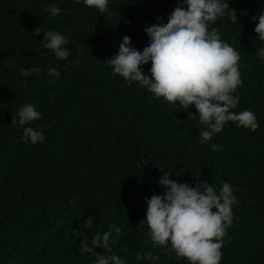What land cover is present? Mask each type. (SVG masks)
I'll use <instances>...</instances> for the list:
<instances>
[{
  "label": "trees",
  "instance_id": "trees-1",
  "mask_svg": "<svg viewBox=\"0 0 264 264\" xmlns=\"http://www.w3.org/2000/svg\"><path fill=\"white\" fill-rule=\"evenodd\" d=\"M179 0H109L101 14L74 0H0V264H94L96 255L120 256L125 264L151 253L156 264H189L171 247H153L146 224V199L162 194V171L181 183L194 176L217 190L234 188L233 222L226 229L220 264H264V47L254 31L264 0H224L230 10L210 28L240 55L242 84L234 112L251 110L259 127L250 131L227 122L208 143H200L195 107L157 99L137 82L113 75L105 62L122 37L142 51L145 27L167 22ZM51 5L61 12L52 17ZM43 31L35 35V29ZM44 31L66 35V60L44 44ZM39 67L22 77L21 70ZM49 67L60 72L47 74ZM150 74L151 62L141 66ZM25 103L41 112L31 126L45 136L22 142L14 111ZM215 143L222 150L213 151ZM158 166H164L163 169ZM179 173V174H177ZM91 217L92 229L83 226ZM121 228L111 252L96 246L80 251L93 235ZM115 236V233H113Z\"/></svg>",
  "mask_w": 264,
  "mask_h": 264
},
{
  "label": "clouds",
  "instance_id": "clouds-1",
  "mask_svg": "<svg viewBox=\"0 0 264 264\" xmlns=\"http://www.w3.org/2000/svg\"><path fill=\"white\" fill-rule=\"evenodd\" d=\"M74 2L111 15L109 0ZM226 10H230V7L224 0H179L166 23L162 17H157L159 23L145 27L149 42L142 51L133 47L131 38L125 35L117 53L105 60L114 76L118 74L129 83L137 82L157 99L178 104L186 112L190 107H195L199 122L205 125L199 132L201 144L211 141L227 122L253 132L259 127L251 110L232 111L239 102V96L234 93L242 84L240 55L221 39L216 28H210L211 24L224 16ZM45 11H50L52 17L61 12L55 5ZM230 11V18L238 21L235 11ZM253 19L258 20L254 31L259 34V40L264 41V11ZM41 31L38 27L34 34L39 35ZM43 40L46 41L44 47L50 49L57 59L68 58L69 51L65 45L69 41L66 35L44 31ZM256 52L258 59L264 62V47L257 48ZM149 62L150 74H145L141 66ZM40 71L39 67H34L30 71L21 70L20 75L28 77ZM47 74L55 78L60 72L55 67H49ZM14 113L12 123L23 129L22 142L33 145L44 142L42 131L25 127L41 119V112L33 104L25 103ZM209 146L213 151L222 150L215 143ZM171 174V170L162 171L157 183L164 191L146 199L147 210L141 225H147L153 247L170 246L178 258H186L189 264H220L222 238L232 225V205L237 203L233 186L224 182L217 190L207 181H201L199 176H194L196 183L193 186L170 178ZM93 224L89 216L83 226L91 230ZM122 235L120 227L109 225V231L93 235L91 246L86 240L82 242L80 251L92 252L94 247L99 246L111 252L110 241L116 243ZM136 259H146L156 264L158 257L149 252L137 254ZM94 264L125 262L116 254H97Z\"/></svg>",
  "mask_w": 264,
  "mask_h": 264
}]
</instances>
